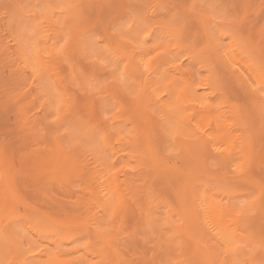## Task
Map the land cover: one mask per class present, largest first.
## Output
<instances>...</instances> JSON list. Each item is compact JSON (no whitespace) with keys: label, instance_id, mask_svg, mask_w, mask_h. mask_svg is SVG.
I'll list each match as a JSON object with an SVG mask.
<instances>
[{"label":"rangeland","instance_id":"374dc122","mask_svg":"<svg viewBox=\"0 0 264 264\" xmlns=\"http://www.w3.org/2000/svg\"><path fill=\"white\" fill-rule=\"evenodd\" d=\"M41 2L0 0V241H3L0 254L6 250L4 239L1 240L3 229L21 218L22 208L26 218L35 217V222L43 229L39 234L44 241L43 251L34 254L41 257L37 264H52L50 258H56L59 264H171L173 260L196 259L187 239L197 234L196 214L204 210V201L207 200L215 211L216 204L243 195V192L230 190L232 185L252 188L264 180V106L260 103L264 98L251 94L243 77L237 73L230 75L229 82L222 88L210 92L209 107L186 105L189 109L186 120L197 112L215 113L199 119L204 123L211 121L212 127L219 125L214 139H227L230 144L231 152L223 154V163L213 160L221 154L211 148L205 149L204 144L190 135L162 144L152 111L143 105H133L127 120L135 121V142L132 150L117 155L120 158L127 155L138 161V165L135 171L120 173L118 182L112 177L109 187H119L121 201L114 213L106 203H101L104 197L98 190L107 181L100 175L99 162H94L95 154L87 147L73 153L67 145L59 143L58 137L37 131L39 113L34 109L29 111L32 104L29 92L34 84L25 77L30 69L19 59L18 36L21 19H32L35 6ZM70 2L80 5L76 20L80 35L91 34L109 42L115 36L112 26L118 21L134 25L139 17L145 21L157 17L152 22V31L157 28L164 32L188 29L195 42L200 20L210 19L213 13L228 20L234 18L232 23L215 21L237 33L230 46L231 57L193 49L189 60L182 58L180 66L186 68L182 75L208 71L214 74L213 64L226 59L231 64L243 65V71L250 67L243 64L242 57L247 56L253 58L251 68H256L264 56V0ZM193 4L198 6L195 12L183 7ZM191 15L200 19L185 22V16ZM163 17H167L166 22L161 19ZM242 44L244 52H241ZM65 69L58 80L67 77L70 81L74 71H80L71 64ZM203 82L209 83V78L205 77ZM247 95L252 98L245 102ZM81 96L83 115L91 118L93 101L84 93ZM217 96L221 98L219 103ZM236 128L239 131L233 133ZM232 155L237 159L229 164L227 160ZM238 165L247 173L242 179L232 171ZM254 203V214L234 225L238 238L247 244L241 256L247 264L252 261L259 264L264 260L261 248L264 209L259 206V196ZM106 217L116 219L115 226H110ZM82 222L104 224L108 231L97 240L93 227V238L85 239L87 234L77 231ZM169 229L171 231H167Z\"/></svg>","mask_w":264,"mask_h":264},{"label":"snow or ice","instance_id":"6c2138e0","mask_svg":"<svg viewBox=\"0 0 264 264\" xmlns=\"http://www.w3.org/2000/svg\"><path fill=\"white\" fill-rule=\"evenodd\" d=\"M183 7L195 12L198 6ZM35 9L32 19H21L18 36L19 59L26 69H30L25 77L34 84L29 92L32 97L29 111L34 109L39 113L37 131L49 137H58L59 143L67 145L73 153L87 147L95 154L94 162H99L100 175L107 181L99 189L104 197L101 203H106L114 213L121 201L119 187H109L112 177L118 182L120 173L135 171L138 165V161L127 155L123 158L117 155L118 152L132 150L131 145L135 142V121L127 120L133 105H143L152 111L162 144L190 135L204 144L205 149L211 148L221 154L213 157V160L223 163V154L231 152L230 144L227 139H214L218 135L219 125L212 127L211 121L204 123L199 119L215 113L197 112L186 120L189 114L186 105L192 103L200 108L209 107L210 92L222 88L229 82L230 75L237 73L244 78L251 94L264 98V56L256 68H251L254 62L251 56L242 57L243 64L250 65L243 71V65L231 64L226 59L223 63L213 64L214 74L212 71L181 74L186 71V68H180L182 58L189 60L193 49L231 57L230 46L237 33L215 21L232 23L234 18L228 20L213 13L210 19L200 20L195 42L188 29L164 32L157 28L152 31V22L157 17L148 21L139 17L134 25L128 21H118L112 26L115 36L109 42L98 40L91 34L80 35L76 25L80 5L70 0H42ZM161 19L167 21V17ZM197 19H200L197 15L185 16V22ZM244 51L245 45L242 44L241 52ZM68 64L80 71H74L70 81L67 77L63 81L58 80ZM205 77L209 78L207 84L203 82ZM81 93L93 101L91 118L83 115ZM251 98V95H247L244 100L247 102ZM220 99L217 96L216 102L219 103ZM260 103L264 106V99ZM237 131L238 128L232 130L233 133ZM236 159L232 155L227 162L231 164ZM232 171L238 173L241 179L247 175L240 165ZM230 190L243 192V195L216 204L215 211L205 200L204 210L196 214L197 234L189 235L187 244L197 258L173 260L171 264H247L241 259L242 250L247 248V244L238 238L234 225L254 214L257 196L259 206L264 209V180L258 187L235 184ZM19 215L20 219L13 220L3 229L6 250L0 255V264H37L41 259L34 254L43 251L44 241L39 235L43 229L35 222V217L26 218L24 209H20ZM106 219L110 226H115L116 219ZM93 227L97 240L108 231L104 224L87 222H82L77 231L86 233L85 239H92ZM261 248L264 249V234ZM29 256L33 258L29 259ZM251 264L256 262L252 261ZM259 264H264V260Z\"/></svg>","mask_w":264,"mask_h":264},{"label":"bare ground","instance_id":"6f19581e","mask_svg":"<svg viewBox=\"0 0 264 264\" xmlns=\"http://www.w3.org/2000/svg\"><path fill=\"white\" fill-rule=\"evenodd\" d=\"M5 60V59H4ZM254 65V64H253ZM180 68H181V66H180ZM182 69V68H181ZM184 73V72H183ZM14 74V73H13ZM238 76V75H237ZM241 79V78H240ZM244 79V78H243ZM47 147V146H46ZM58 153V152H57ZM44 155V154H43ZM34 156H35V154H34ZM54 156V155H53ZM57 155H55V157H56ZM99 191V190H98ZM98 199H99V197H97ZM200 209V208H199ZM56 217V216H55ZM54 217V218H55ZM45 219V218H44ZM51 219V218H50ZM53 219V218H52ZM2 226V225H1ZM61 226V225H60ZM75 226V225H74ZM50 229V228H49ZM94 229V228H93ZM187 230V229H186ZM46 238V237H45ZM102 239V238H101ZM1 240H2V237H1ZM0 242H3V241H0ZM104 242V241H103ZM4 244H5V241H4ZM1 247H2V245H1ZM4 247H6V246H4ZM3 249V248H2ZM60 252V251H59ZM91 252V251H90ZM99 252V251H98ZM0 255H2V253L0 254ZM118 255V254H117ZM50 257H53V255L52 256H50ZM48 259V258H47ZM50 260L53 262L52 264H59L57 261H56V258L54 259V258H50ZM50 261V262H51ZM102 261V260H101ZM55 262V263H54ZM47 263V262H46ZM64 263V262H63ZM62 263V264H63Z\"/></svg>","mask_w":264,"mask_h":264}]
</instances>
